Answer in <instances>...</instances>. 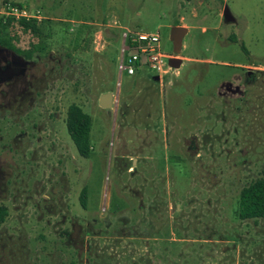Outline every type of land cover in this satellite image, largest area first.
<instances>
[{"label":"rangeland","instance_id":"obj_1","mask_svg":"<svg viewBox=\"0 0 264 264\" xmlns=\"http://www.w3.org/2000/svg\"><path fill=\"white\" fill-rule=\"evenodd\" d=\"M6 4L42 20L36 36L0 14L1 37L41 48L0 47V264H264V218L237 215L264 178V0ZM123 32L158 34L159 74L119 73ZM72 104L91 119L88 159L66 131Z\"/></svg>","mask_w":264,"mask_h":264},{"label":"trees","instance_id":"obj_2","mask_svg":"<svg viewBox=\"0 0 264 264\" xmlns=\"http://www.w3.org/2000/svg\"><path fill=\"white\" fill-rule=\"evenodd\" d=\"M23 6L21 4H11ZM10 24H16L23 32H31L36 36H40V29L35 21L20 20L15 22L13 19L6 18ZM177 25V24H175ZM0 47L14 52L22 56L26 60H30L32 56L41 50L38 45H34L30 50L24 51L16 47L12 39L0 36ZM242 50L245 48L241 45ZM246 53V52H245ZM66 131L73 143L76 152L81 158L88 159L91 153L90 146V130L91 119L82 111V109L72 104L67 109L65 120ZM86 189L83 188L80 192L79 202L82 208L85 209ZM237 215L240 220H254L264 218V178L257 179L244 187L238 199ZM8 217V210L5 206L0 205V225L3 224ZM74 264V263H72Z\"/></svg>","mask_w":264,"mask_h":264},{"label":"built area","instance_id":"obj_3","mask_svg":"<svg viewBox=\"0 0 264 264\" xmlns=\"http://www.w3.org/2000/svg\"><path fill=\"white\" fill-rule=\"evenodd\" d=\"M5 18L13 19L15 22L20 20L40 22L42 20L39 10L29 9L27 6H16L6 4L0 12ZM122 39L126 46L122 48V58L118 65L120 74L127 76L135 74L139 70L147 68L154 74H159L162 68V57L159 51V37L157 33L149 34L143 32L122 33ZM129 53L128 57L124 55Z\"/></svg>","mask_w":264,"mask_h":264},{"label":"water","instance_id":"obj_4","mask_svg":"<svg viewBox=\"0 0 264 264\" xmlns=\"http://www.w3.org/2000/svg\"><path fill=\"white\" fill-rule=\"evenodd\" d=\"M235 20L233 19L229 9L225 6L223 10V23L233 24ZM187 31L182 27L174 26L170 29V40L174 46V53H178L181 48L183 38L185 37ZM168 64L171 68L175 69L178 64V60H169ZM156 80L158 77H155ZM113 105V95L111 93L102 94L99 98V106L102 109H110Z\"/></svg>","mask_w":264,"mask_h":264},{"label":"crops","instance_id":"obj_5","mask_svg":"<svg viewBox=\"0 0 264 264\" xmlns=\"http://www.w3.org/2000/svg\"><path fill=\"white\" fill-rule=\"evenodd\" d=\"M139 72H141V71H139Z\"/></svg>","mask_w":264,"mask_h":264}]
</instances>
